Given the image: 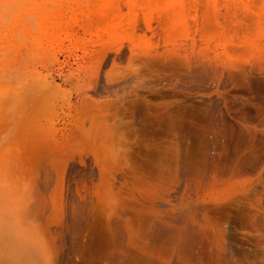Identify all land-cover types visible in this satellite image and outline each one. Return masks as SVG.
<instances>
[{
  "label": "rangeland",
  "instance_id": "1",
  "mask_svg": "<svg viewBox=\"0 0 264 264\" xmlns=\"http://www.w3.org/2000/svg\"><path fill=\"white\" fill-rule=\"evenodd\" d=\"M106 1L0 0V264H264V0Z\"/></svg>",
  "mask_w": 264,
  "mask_h": 264
},
{
  "label": "bare ground",
  "instance_id": "2",
  "mask_svg": "<svg viewBox=\"0 0 264 264\" xmlns=\"http://www.w3.org/2000/svg\"><path fill=\"white\" fill-rule=\"evenodd\" d=\"M197 1L198 0H148V1H146V0H144V1L143 0H108V1H106V6L105 7L103 6V7H104V9L106 8L108 10L112 9L111 11H113V13H114V10H117V11L120 10L122 8L121 6L123 5L124 7H128L129 9L133 10L137 16L142 15L145 19L146 18L148 19L149 17H151V18L154 17L153 15L156 13H157L156 16H158V17H160V15H162L161 13H163V15H165V13H167L166 15H169V16L182 17V16L186 15L184 13L187 12L188 8L190 6H193V4H196ZM212 1H214V0H212ZM107 6H108V8H107ZM164 11H165V13H164ZM104 15L106 16V14H104ZM104 15H103V17H105ZM147 27L151 28L150 23L147 25ZM181 28H182V26H179V28L178 29L176 28V29L179 31V29L182 30ZM184 30L185 29H183V31ZM185 173H190V172H189V170H186ZM254 217L256 218L257 216L254 215L252 218H254ZM227 249H229V248H227ZM227 263L229 264V262H227ZM126 264H144V263L143 262L137 263V262L128 261Z\"/></svg>",
  "mask_w": 264,
  "mask_h": 264
}]
</instances>
